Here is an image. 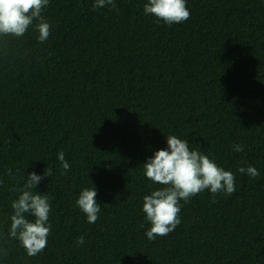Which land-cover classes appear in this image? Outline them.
I'll list each match as a JSON object with an SVG mask.
<instances>
[{
	"label": "trees",
	"instance_id": "obj_1",
	"mask_svg": "<svg viewBox=\"0 0 264 264\" xmlns=\"http://www.w3.org/2000/svg\"><path fill=\"white\" fill-rule=\"evenodd\" d=\"M114 2L49 0L46 42L34 28L0 40V264H264V0H186L190 19L170 26L148 0ZM169 135L232 172L236 191L180 201V225L149 241L143 197L162 186L143 165ZM249 165L255 179L238 171ZM47 167L35 191L51 234L29 257L8 236L12 189ZM93 186L88 223L76 200Z\"/></svg>",
	"mask_w": 264,
	"mask_h": 264
},
{
	"label": "clouds",
	"instance_id": "obj_2",
	"mask_svg": "<svg viewBox=\"0 0 264 264\" xmlns=\"http://www.w3.org/2000/svg\"><path fill=\"white\" fill-rule=\"evenodd\" d=\"M48 5L49 0H0V40H19L29 28H34L39 33L38 42H46L51 34V26L42 12ZM102 8L112 11L117 9V5L114 0H95L92 10ZM143 11L169 26L182 24L191 15L186 0H148ZM166 139L167 148L157 150L143 165L145 177L162 186L143 197L142 211L145 221L151 225L145 233L149 241H154L157 237H167L180 225V201L188 203L194 196L208 190L213 196L212 202L215 203L217 194L231 196L236 191V178L232 172L225 171L200 151L190 149L188 141L175 135L166 136ZM243 150V145H233L234 152ZM57 159L63 169L61 175H66L70 171V165L62 151L58 153ZM238 171L253 179L259 176L258 170L251 165L247 168L241 167ZM8 175L12 177L11 169ZM51 175L52 170L49 167L45 169L43 176L32 172L26 177L22 188L12 189L20 194L11 203L13 214L10 217L8 236L18 240L29 257L43 252L51 234L50 198L35 191L37 185ZM2 183L0 180V185ZM97 194L94 186L84 188L76 200V206L86 215L88 223H95L99 219L101 205L95 199ZM28 215L35 218L34 222L27 218ZM76 243L82 246L85 243L84 237H78Z\"/></svg>",
	"mask_w": 264,
	"mask_h": 264
}]
</instances>
